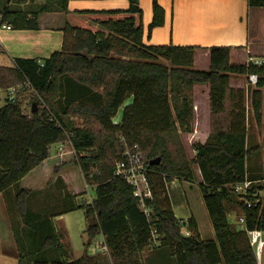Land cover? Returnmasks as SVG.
Returning a JSON list of instances; mask_svg holds the SVG:
<instances>
[{"label": "trees", "instance_id": "1", "mask_svg": "<svg viewBox=\"0 0 264 264\" xmlns=\"http://www.w3.org/2000/svg\"><path fill=\"white\" fill-rule=\"evenodd\" d=\"M38 1L0 0V18L14 29H39L42 13L66 15L60 51L43 60L15 58L12 66L0 65L1 89L31 87L38 94L32 102L45 104L36 113H26L17 94L15 102L8 97L0 108V194L17 188L15 205L21 223L15 232L20 227L30 230L40 242L39 249L53 250L56 256L34 259L32 264H144L143 253L150 247L156 248L145 264H154L153 254L163 264L169 257L176 264H258L247 231L234 227L229 219V213L238 210L248 229L264 230L262 202L247 207L233 191L246 178L258 179L247 159L261 146H248L247 93L232 88L230 80L232 74L258 75L251 106L256 122H263L264 148V58L261 64H238L231 62L228 46L145 45L138 0H129L126 10L78 12L68 9L69 0ZM246 1L252 8L264 7V0ZM164 16V8L153 0L149 36L164 24ZM200 49L209 50L208 69L194 67ZM196 84L210 86L211 131L204 143L194 144L197 154L189 160L181 133L193 132ZM122 108L121 120L115 123ZM66 140L74 146L71 158L52 156V145ZM122 141L143 153L151 190V197L145 199L148 214L140 208L134 188L116 175V163L125 152ZM158 157L160 164H150ZM195 166L201 172L199 186L215 232L210 240L200 238L194 217L187 225L176 217L168 194L170 181L196 180ZM76 168L84 189L73 177ZM90 182L96 191L93 201L78 203ZM51 185L62 189L66 206L54 214L33 209L31 197ZM80 208L88 222L86 250L82 257L69 260L54 218ZM182 228L190 235H184ZM97 234L103 235L107 252L89 254L87 248ZM20 252L23 264L21 246Z\"/></svg>", "mask_w": 264, "mask_h": 264}, {"label": "crops", "instance_id": "2", "mask_svg": "<svg viewBox=\"0 0 264 264\" xmlns=\"http://www.w3.org/2000/svg\"><path fill=\"white\" fill-rule=\"evenodd\" d=\"M42 2L44 0L36 3L40 4ZM138 2L143 11V42L145 45L174 44L180 46H200L203 48L228 46L231 47L230 55L232 63L244 64L250 61L255 63L263 61L264 32L261 30L262 26L260 24L264 19L260 22H255L254 27L252 26L251 15L255 8L250 7L246 0H158L165 11L164 24L155 27L150 36L148 34V27L153 20V0H138ZM29 4L27 3L25 6H29ZM129 8V0H69L68 2V9L72 12L81 10H126ZM260 8L264 10L263 7ZM65 24V13L47 12L39 15V29L13 28L12 30L0 31L2 45L0 56L5 55L11 64L3 66H12L15 58L43 60L49 58L54 52L60 51L64 42L63 28ZM258 43L263 45V50H257ZM198 51L200 53L195 58V65H198V60L201 59L207 65L203 67L208 69L210 66L209 50L200 49ZM250 83L249 75L247 74H232L231 76V87L245 89L247 98L249 95H252L256 88L255 85V88L250 89ZM201 87L206 89L202 95L204 96L202 107L197 97V92ZM2 90L4 89L0 91ZM194 90V128L193 132L190 133V137L192 139L196 138L197 142L204 143L211 131L210 86L209 84H196ZM198 139H201V141ZM257 168L256 164L251 166L253 175ZM177 180H172V183H176L172 185V188L168 187V194L176 217L182 220L185 225L188 224V220L191 217H194L197 222L200 238L210 240L202 237V232L205 229L210 230L212 234V222L210 224L209 216L204 214L199 219L189 212L184 214L183 217L180 216V214H183L181 207H187L188 201L186 200L181 204V199L172 195L173 187L179 188L183 185L182 182H177ZM16 192L17 188L11 187L0 194V264H20L21 252L15 229L21 221L15 205ZM71 212L60 214L54 218L56 227L60 233V241L68 249L66 255L69 260L77 259L84 255L78 257L74 254L68 229L63 223L65 215ZM58 222L62 224L60 225ZM150 259L154 260V264H163L160 257H157L155 254L150 255Z\"/></svg>", "mask_w": 264, "mask_h": 264}, {"label": "rangeland", "instance_id": "3", "mask_svg": "<svg viewBox=\"0 0 264 264\" xmlns=\"http://www.w3.org/2000/svg\"><path fill=\"white\" fill-rule=\"evenodd\" d=\"M251 17L253 21L252 22V26H253L255 22L257 23V22H260L262 19H264V10H261V8H255L254 11L252 12ZM260 26H262L261 30L264 32V21L261 22ZM260 45H261L260 43L257 44V50L258 49L263 50V45L261 46ZM198 53H200V51L196 52L195 58L197 57ZM195 58H194V67L199 68V69H205L203 67V66L205 67L207 66L205 62H203L200 59L198 60V65H195ZM161 60L163 62H166L163 59ZM0 64L1 65H11L10 61L5 55L0 56ZM14 87H17L19 89L21 88V85L12 86L11 88H14ZM11 88L6 89L5 90L6 92L4 90L0 91V108L3 105H5L6 99L9 96V91ZM252 88H255V85L250 83V89ZM203 89L204 87H201L199 91L197 92V97H198L199 104L201 107L203 105L202 102L204 98V96L202 95L206 90V89L204 90ZM37 95L38 94L36 93V91H34L31 87L24 86L23 90L21 89L19 93V102L23 107V111L29 114L32 112L31 111V107L33 104L32 100L35 97H37ZM194 97H195V90H194ZM129 102H131V100H128L126 104ZM194 102H195V98H194ZM251 103H252V95H249L248 98H246L247 124H248V146L251 148L253 146L260 145L261 148L258 152H253L251 155L248 156L247 164L250 170H251V166L253 164L254 165L256 164L258 168L256 169L254 175L253 174L252 175L255 176L256 178H262L263 164H264V148H263V145H261L262 144V133H263V122L261 124H258L256 122L254 118V113H253ZM44 105H45L44 101L42 100V105H38L39 109H41ZM122 110L123 108L121 109L120 113L114 118L113 121L115 123L120 122L121 117H122ZM262 116L264 120V103H263ZM200 120L202 119L200 118ZM77 121L78 123H81V120L78 119ZM86 124L88 126V123L85 122V126ZM91 127H93L94 129L99 128L98 125L96 124H92ZM193 127H194V124H193ZM195 139H192L190 137V133H184V132L181 133V141L183 143L186 156L189 160L193 159L197 154V151L195 150V146H194V144L197 142L196 141L197 139L196 140ZM198 140L201 141V139H198ZM50 152L52 156H56L57 154H59L61 156L64 155V156H68L71 158V154L72 152H75V150H74V146L71 143V140H66L60 144L52 145ZM93 169H95L94 166L92 167L91 170ZM77 171H78V174L73 175V177L75 178L78 177L77 178L78 186L84 189V183L81 178L80 171L78 169ZM195 172H196V180L193 182H190V181L184 182L181 180H177V182H182L183 185H181V187L179 188L173 187L172 195L174 197L180 198L181 204L185 202L186 200L188 201L187 207H184V208L181 207V211L183 213V214H180L181 217H183L184 214H187V212H189V213H193V215L196 218L198 217L199 219H201L202 215L204 214H206L207 216L209 215H208V212H207L204 200H203L202 191L199 186V182L202 180V176L197 166H195ZM77 182L76 181L72 182V187L74 188L77 187ZM175 184L176 183H172V181H170L168 183V187L172 188V185H175ZM85 190H86L85 193L80 195L76 200L78 203H81L83 205H88L93 201L96 195L95 185L91 182L89 184L86 183ZM63 194L64 193L62 189H60L59 186L51 185V187L48 190L45 189L43 190L42 193L36 194L35 196L31 197V203H30L31 207L36 210L43 208L46 211H50V213L54 214L57 211L62 210L66 206V201L63 200L64 198ZM239 214L240 212L238 210L236 211L234 210L232 213H229V219L232 222L234 227L238 226L237 221L239 220ZM208 218L211 224L210 217ZM63 223L66 225V228L68 229L69 238H70V242L72 244L73 250H74V254L80 257L81 255L85 253V249H86L85 243L87 242V238H88L87 233H86L87 219H86L85 209L80 208L74 212H71L65 215V217L63 218ZM59 224L61 225L62 223H59ZM187 231L188 229L182 228L183 234H185ZM211 232L212 234L210 233V230L208 231L205 229L204 232H202L203 234L202 237L204 239H214L215 232H214V228L212 225H211ZM16 233H17V237H18V240L21 246L23 258H24L23 264H32V261L34 259L36 260L45 259V258L50 259V260L56 259V256L53 255L52 253L53 250H48L44 252L41 249H39L38 245L40 242L34 239V235H32V232H30V230L23 229L22 227H20L18 228ZM154 236H155L154 238L156 239L157 233L154 232ZM263 239H264V233H263ZM103 243H104L103 235L97 234L92 239L91 244L88 246L87 252L89 254H95L97 252L96 250L97 245L100 246ZM159 243H160V238L156 242V245H158ZM155 248L156 247H150L149 249H146L143 253L144 259L148 254H150V250L153 251V249ZM160 252H164L165 254L166 251L161 250ZM103 254H106V253H103ZM144 259H143V262H144ZM166 260L168 264H176L173 257H169V259H166ZM155 264H158V263H155ZM262 264H264V250H263V263Z\"/></svg>", "mask_w": 264, "mask_h": 264}, {"label": "built area", "instance_id": "4", "mask_svg": "<svg viewBox=\"0 0 264 264\" xmlns=\"http://www.w3.org/2000/svg\"><path fill=\"white\" fill-rule=\"evenodd\" d=\"M12 26L2 21L0 18V31L12 30ZM2 45L0 41V51ZM263 61L256 62L261 64ZM249 80L252 84L256 85L258 81V75H249ZM21 88H11L9 91V99L11 102H15L17 94H19ZM125 147L123 159L116 163V175L126 179L128 184L134 188L135 195L139 197L140 208L149 213L150 209L146 206L145 199L151 197V190L147 180V166L144 162L143 153L139 150L138 146L129 147L125 141H122ZM233 191L237 194L238 199L242 201L247 207L257 206L262 202V208L260 211L261 217L264 218V164H263V176L255 180L246 178L243 182L237 183L233 186ZM238 227L247 231L250 243L254 247L258 264L263 263V250H264V230L261 227L254 229H248L246 225V217L242 215L237 221ZM184 235L189 236L190 232L187 231ZM155 239V238H154ZM97 252H107V247L104 244L97 245Z\"/></svg>", "mask_w": 264, "mask_h": 264}, {"label": "water", "instance_id": "5", "mask_svg": "<svg viewBox=\"0 0 264 264\" xmlns=\"http://www.w3.org/2000/svg\"><path fill=\"white\" fill-rule=\"evenodd\" d=\"M31 111H32V113H36V112L39 111V107H38L37 102H33ZM160 162H161V158L158 157V158L152 159L150 161V164H156V165H158V164H160Z\"/></svg>", "mask_w": 264, "mask_h": 264}]
</instances>
